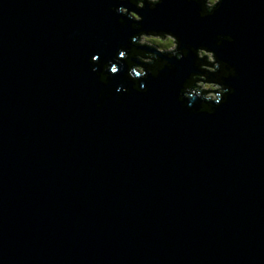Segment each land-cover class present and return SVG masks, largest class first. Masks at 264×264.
Segmentation results:
<instances>
[{"label":"water","instance_id":"95a60500","mask_svg":"<svg viewBox=\"0 0 264 264\" xmlns=\"http://www.w3.org/2000/svg\"><path fill=\"white\" fill-rule=\"evenodd\" d=\"M110 2L0 0V264H264V0L140 12L236 67L211 115L170 78L99 82L89 57L130 35Z\"/></svg>","mask_w":264,"mask_h":264},{"label":"clouds","instance_id":"9594fccd","mask_svg":"<svg viewBox=\"0 0 264 264\" xmlns=\"http://www.w3.org/2000/svg\"><path fill=\"white\" fill-rule=\"evenodd\" d=\"M163 3L164 0H111L108 10L119 14L116 22L121 26L125 25V17L127 18L130 22V35L126 43L115 49L110 59L102 61L99 59V52L91 55L88 59L89 70L104 85L109 84L113 74L123 73V77L130 81V87L123 83L115 85L117 94L123 92L130 95L133 91L147 93L150 77L170 78L174 81L175 100L181 108H190L193 113L211 115L235 93V88L225 81L237 76L236 67L218 57L206 44L194 46L192 43H183L182 46L180 37L173 30L144 28V17L140 12L145 8L155 10ZM185 3L197 6V15L205 18L213 15L224 0H185ZM233 40L230 34H216L217 47L224 41L232 43ZM190 54L194 70L187 75L178 73L175 62L187 59ZM104 94L105 89H101L97 99ZM108 96L111 98V91H108ZM190 101H198V106ZM100 106L99 103L96 105L97 108Z\"/></svg>","mask_w":264,"mask_h":264}]
</instances>
